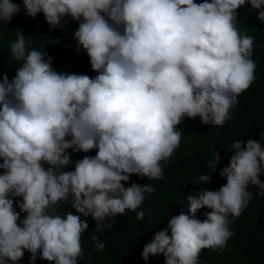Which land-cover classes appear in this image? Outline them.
Masks as SVG:
<instances>
[{"label":"clouds","instance_id":"obj_1","mask_svg":"<svg viewBox=\"0 0 264 264\" xmlns=\"http://www.w3.org/2000/svg\"><path fill=\"white\" fill-rule=\"evenodd\" d=\"M249 3L264 22V0H23L26 14L43 13L52 30L67 17L78 21L77 51L98 75L58 72L22 33L11 43L20 66L11 80L0 76V264H19L25 250L31 264H78L89 228L81 216L96 221L94 242L108 218L131 210L143 220L137 209L155 188L122 182L163 179L185 117L223 127L255 80L254 37L236 26ZM20 12L0 0V24ZM69 149L96 154L74 161ZM232 149L219 173L226 184L187 195L190 214L170 216L144 246L145 261L163 254L166 264H197L202 249L226 246L229 217L253 199L249 186L264 193L261 142L236 140ZM219 162V154L209 162L213 172ZM211 180L201 174L194 184ZM69 201L80 215L61 213ZM202 208L211 209L203 222L195 218Z\"/></svg>","mask_w":264,"mask_h":264},{"label":"trees","instance_id":"obj_2","mask_svg":"<svg viewBox=\"0 0 264 264\" xmlns=\"http://www.w3.org/2000/svg\"><path fill=\"white\" fill-rule=\"evenodd\" d=\"M21 8L10 23L0 24V76L7 73L9 79L15 75L20 62L11 57L10 45L18 33L25 35L30 49L45 51L53 57L52 66L60 73L85 74L95 77L98 73L91 69L89 57L83 51H77L74 32L78 21L70 17L62 20V26L52 30L46 23L43 13L35 18L26 14L23 0H11ZM202 2V0H197ZM260 10L252 9L251 4L242 6L238 12L237 28L243 34L254 37L252 59L256 64L255 80L248 90L238 97L239 103L230 110L231 119L223 127L203 124L200 117L195 119L185 117L177 127L182 133L180 146L166 163L162 162L163 179L150 180L133 174L125 187L132 183L139 185L151 184L155 191L145 194L146 199L140 208L145 215L143 220L136 218V212L126 210L125 214L108 218L98 233L100 241L105 242L103 251L98 250L92 240L96 221L91 217H83L89 228L82 234L84 255L78 264H166L163 254L150 255L145 261L142 251L150 243L155 234L164 230L170 216L188 213L187 195H198L205 188L216 191L226 184V179L219 175L220 171L229 166L234 151L232 144L236 140L254 139L264 147V22L256 17ZM71 158L75 161L85 155L94 156L96 150L89 153L73 152ZM219 154L220 162L213 172L210 163ZM2 162V161H0ZM47 167V165H45ZM74 170V165L66 171ZM3 170H0L2 172ZM212 175L210 182L194 184V178L199 175ZM264 180V174L260 176ZM248 191L253 199L243 210L242 214L233 219L229 217V229L234 233L226 242L224 248L202 249L197 264H264V193L257 186L250 185ZM17 201L20 198H15ZM71 201L63 205L61 213L72 211ZM17 211H19L18 205ZM211 209L202 208L197 211L195 218L203 222L206 213ZM26 214L21 213V219ZM170 234V233H169ZM19 264H31V253L25 250V255ZM35 264H51L43 259H37Z\"/></svg>","mask_w":264,"mask_h":264}]
</instances>
